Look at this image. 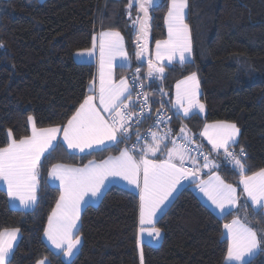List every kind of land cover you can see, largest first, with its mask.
<instances>
[{"label": "trees", "instance_id": "obj_1", "mask_svg": "<svg viewBox=\"0 0 264 264\" xmlns=\"http://www.w3.org/2000/svg\"><path fill=\"white\" fill-rule=\"evenodd\" d=\"M126 5L127 0H0V147L6 145L9 131L16 140L30 135L29 115L35 118L38 129L66 124L88 94L96 73L94 64L76 63L73 55L91 48L92 35L116 30L124 38L132 64L117 68L115 78H126L128 72L139 68V75L145 82L148 79L146 92L153 110L173 109L170 102L176 83L197 73L206 114L182 118L176 112L166 140H184V127L190 141L210 156L197 133L206 123H234L240 131L229 150L244 149L247 174L264 168V0H188L186 22L191 30L192 60L165 65L162 74L151 77L144 76L146 66L141 63L145 60L137 59L136 31ZM166 13L167 0H160V7L150 13L147 55L156 40L166 38ZM131 15L135 19V8ZM149 123L145 120L129 127L126 141L92 154H66L64 147L45 154L38 199L30 210L11 208L0 188V231L20 229L9 257L11 264H36L44 257L52 264H64L43 241V229L59 195L47 184L49 168L56 163L82 166L117 155L123 143L132 142ZM216 160L221 178L238 186L239 172L224 153ZM138 204L135 194L111 186L96 206H86L78 229L81 246L69 264H140L141 250L144 264H225L227 241L222 229L239 215L264 235L262 210L256 216L248 208L243 214L236 210L218 218L189 184L155 222L161 229L160 238L152 244L146 241L138 249ZM245 264H264V251Z\"/></svg>", "mask_w": 264, "mask_h": 264}, {"label": "snow or ice", "instance_id": "obj_2", "mask_svg": "<svg viewBox=\"0 0 264 264\" xmlns=\"http://www.w3.org/2000/svg\"><path fill=\"white\" fill-rule=\"evenodd\" d=\"M158 7L160 0H127V15L136 31L137 59H142L148 52L150 13ZM133 8L137 13L135 19H132L131 15ZM187 8L188 0H168L167 14L164 17L167 38L155 41V60L150 53L148 55L150 77L153 73L164 72L160 61L167 60L171 64L179 57L183 64L191 58L193 48L191 30L186 22ZM91 44V48L77 52L76 55L95 57L98 48L99 83L97 86L94 77L88 88L91 94L84 97L67 123L59 127L38 129L35 118L29 115L27 120L31 126V135L16 140L9 131L6 145L0 147V183L6 189L9 200L19 201L22 208L27 209L37 202L41 168L44 163L42 157L46 160L45 153H49L50 149L66 146V154L85 153L86 150L87 154H92L94 149L117 145L129 138L128 121L132 119L129 110L134 108L133 104L127 103L131 99V91L125 80L115 83L111 72L112 63L117 57L128 59L124 38L116 30L102 31L92 35ZM0 47L3 45L0 44ZM176 87L173 107L178 113L182 112L183 117L187 118L197 110L199 113L205 112V105L199 99L200 82L196 72H192ZM147 95L144 94L140 115L149 103ZM97 99L99 104L95 103ZM239 131L234 123L217 121L204 124L200 136L211 145L212 152L219 154L220 150H223L225 158L239 172V185L242 186L247 201H250L252 215L256 216L264 209V168L251 175L247 174L244 163L247 154L244 149L241 148L239 154L229 150L237 142ZM61 132L62 137H59ZM169 133L158 136L156 132H152L150 144L139 148L134 145L131 150L121 149L118 156L109 157L99 164L89 161L82 168L58 164L49 169V179L59 182V198L48 216L43 235L56 253L68 258L77 250L81 242L77 232L78 222L85 197L99 198L110 178H119L138 193V249L141 248V238L145 232L154 242L160 238L161 229L156 227L155 218L167 206L166 202L182 179L191 176L193 183L199 180L197 187L221 213L236 207V187L226 184L215 174L205 181L199 178V169L185 167L186 159H192L195 165V158L188 155L192 149L188 147L191 141L185 128L181 127V133H185V143L177 145L173 140V146L170 148L164 144ZM61 139L63 145L60 144ZM161 144L167 149V155L163 159L156 158L157 152L161 151ZM137 150L139 156L135 154ZM200 155L205 161L203 167L215 166L208 155L203 152ZM224 229L227 233L225 264H243L246 255L250 256L258 249L264 251V235L258 234L257 230L242 223L240 219H233L231 223L224 225ZM19 233V228L0 231V264H11L9 257L13 254ZM36 264H52V261L44 257L37 260ZM140 264H144L142 250Z\"/></svg>", "mask_w": 264, "mask_h": 264}, {"label": "crops", "instance_id": "obj_3", "mask_svg": "<svg viewBox=\"0 0 264 264\" xmlns=\"http://www.w3.org/2000/svg\"><path fill=\"white\" fill-rule=\"evenodd\" d=\"M167 9H168V0H167ZM167 14V13H166ZM150 24V23H149ZM165 29H166V38H167V27H166V25H165ZM100 32H102V31H100ZM100 32H98V33H100ZM165 38V39H166ZM148 40H149V37H148ZM147 43H148V41H147ZM92 46V45H91ZM124 47H125V50H126V46H125V41H124ZM78 52H81V51H78ZM126 52H127V50H126ZM77 53V52H76ZM76 53L73 55V59H74V61L76 62V63H79V64H94L95 66H96V73H95V78H96V83H97V86H98V83H99V77H98V73H99V50H98V48H97V50H96V56L95 57H89V56H87V55H85V56H77L76 55ZM128 54V53H127ZM151 57H152V59L153 60H155V45L153 46V48H152V50H151ZM147 58H148V55H147ZM145 63H147L148 62V60H145L144 61ZM160 64H162L163 66H165V65H170L169 63H168V61H160L159 62ZM172 63H181L180 61H179V57H177V59L176 60H174ZM171 63V64H172ZM131 64H132V61H131V59H130V57H129V55H128V59L127 60H124L123 58H120V57H117L114 61H113V63H112V68H111V72H112V78H113V80H114V82L116 83V80H119L120 78H115V70L117 69V68H129L130 66H131ZM148 64V63H147ZM122 79H124V77H121ZM125 80V79H124ZM182 80H185V78L184 79H182ZM182 80H180V81H182ZM93 81V80H92ZM91 81V82H92ZM180 81H178L177 83H176V85H175V88H176V86H177V84L180 82ZM90 82V83H91ZM127 82V81H126ZM90 83H89V85H90ZM118 84V83H117ZM89 85H88V88H89ZM87 91H88V89H87ZM175 92V91H174ZM91 93L88 91V94L87 95H90ZM173 96V95H172ZM172 100V99H171ZM95 103H97V104H99V100L97 99L96 101H95ZM127 103H129V104H131V100H128L127 101ZM170 104H171V106H172V108L173 109H176V108H174L173 107V103H172V101L170 102ZM177 110V109H176ZM180 115H181V117L182 118H185V117H183V113L182 112H180L179 113ZM193 114H197V115H199V116H202V117H204L205 116V114H206V111L204 112V113H199L198 112V110H197V112H195V113H193ZM192 114V115H193ZM67 123V122H66ZM209 124H212V123H209ZM203 130V127L200 129V131L197 133V137H198V139H199V141H200V143H202L205 147H207L210 151H211V145L210 144H208V142H207V140L204 138V137H202V136H200V132ZM185 135V134H184ZM184 135H181L182 137H184ZM159 136V135H158ZM59 137H62V132L59 134ZM58 137V138H59ZM151 141H152V139H150L149 140V142H147V143H144L143 144V146H145V145H147V144H150L151 143ZM172 139L170 140H166V141H164V144H167V146L170 148V147H172L173 145H171L170 143H172ZM60 143L63 145V141H62V139L60 140ZM164 144H161V151H158L157 152V157L156 158H160V159H163V158H165L166 157V155H167V149L166 148H164ZM143 146H141V147H143ZM64 147V149L68 152V150H67V147L66 146H63ZM140 147V146H139ZM124 149V148H123ZM97 150H100V149H94V150H92V151H97ZM120 153V152H119ZM119 153L117 154V155H110V156H107L106 158H104L103 160H101V161H95V160H92V161H94L95 163H97V164H99V163H101L102 161H104V160H106V159H108L109 157H114V156H118L119 155ZM224 152H223V150H220V152H219V154H217V153H215V152H212L211 151V155L209 156V160H211L212 162H213V164L215 165L214 167H209V168H205V167H203V165H204V163H205V161H204V159L203 160H201V161H196L195 160V165H193V162H192V159H186V161H185V167H187V168H191V167H196L197 169H199V172H198V176H199V178L200 179H203V180H208L209 179V177L211 176V175H213V174H215V175H219L218 174V172H217V168H218V166H219V163H218V161L216 160V157H222V154H223ZM74 154H78V155H81V154H87V150H86V152L85 153H80V152H76V153H74ZM135 154L137 155V156H139V151L137 150L136 152H135ZM189 155V154H188ZM190 156V155H189ZM191 157V156H190ZM193 158V157H192ZM89 162H87L86 164H88ZM70 165V164H63V163H56V164H53V165ZM86 164H84V165H86ZM230 165H232L233 166V164L232 163H229ZM52 165V166H53ZM84 165H82V166H76V165H70V166H72V167H79V168H82V167H84ZM52 166L50 167V168H52ZM49 168V169H50ZM49 171V170H48ZM220 176V175H219ZM220 178H221V176H220ZM222 179V178H221ZM223 180V179H222ZM240 180V179H239ZM46 181H47V184L51 187V188H55V189H57L58 190V194H59V182L58 181H52L51 179H49V177H48V173H47V179H46ZM224 181V180H223ZM225 182V181H224ZM197 183H199V180H197L196 181V183H193V180H192V177L191 176H189V178L188 179H182L181 180V183L177 186V189H176V191L175 192H173V194H172V196L169 198V200L166 202V204H167V206L163 209V211L160 213V214H158L157 215V217L155 218V222L157 221V219L166 211V209L171 205V203L173 202V200H174V198L176 197V195L178 194V192L183 188V187H185V186H187V185H189V184H193V191H194V193H195V195L197 196V198L212 212V214H214L216 217H218V218H221V217H223V216H225V215H227L228 213H230V212H232V211H236V210H239V213L240 214H243V212L246 210V205H247V209L248 208H251V206H250V201H247V197L244 195V193H243V188H242V186L241 185H239V181H238V186H234V185H232L233 187H239V189L241 190V194H243V196H244V198H243V201H240V196H239V194H238V200H237V204H236V207H234V208H231L230 210H227L225 213H221L218 209H215L212 205H211V203H210V201H208L207 200V198L204 196V194L199 190V188L197 187ZM226 183V182H225ZM226 184H228V183H226ZM111 186H117V187H120V188H123V189H125V190H127V191H129V192H131V193H133V194H135L137 197H138V199H139V196H138V193L136 192V190L135 189H133V188H131V187H129L124 181H122V180H120L119 178H110V181H108V182H106V186H105V188L103 189V194L99 197V198H96V199H92L90 196H86L85 197V203L82 205V208H81V212H82V210L86 207V206H89V205H91V206H96L99 202H100V200H101V198H102V196L104 195V193H105V191L109 188V187H111ZM0 188L2 189V190H4L5 192H6V189L3 187H1L0 186ZM237 192H239L238 191V189H237ZM6 194H7V192H6ZM58 198H59V195H58ZM7 199H8V204H9V206L11 207V208H13V209H18V210H23V211H27V210H30V209H32L33 207H34V205L33 206H31V207H29V208H27V209H25V208H22V207H20L19 206V204L18 205H16L15 207H12V203H16L15 201H11V200H9V198H8V196H7ZM56 205V204H55ZM55 207V206H54ZM262 212H263V214H264V209H262ZM51 214V213H50ZM233 219H240L241 220V222L242 223H244L243 222V220L240 218V215L239 216H236V217H234ZM233 219H231V220H229L227 223H225V224H228V223H231V221L233 220ZM224 224V225H225ZM246 224V223H245ZM46 225H47V223H46ZM79 226H80V220H79V222H78V229H79ZM77 232H78V230H77ZM222 236H223V238L227 241V233H226V230L224 229V226H223V229H222ZM18 239H19V234H18ZM18 239L16 240V242H15V244H14V247H15V245H16V243H17V241H18ZM142 243L141 244H143V243H145L146 241H148V239H149V236L147 235V232H145L144 234H143V236H142ZM43 241H44V243L46 244V246L49 248V250L53 253V254H55V255H59L60 256V259H61V261L64 263V264H69V263H71V261L74 259V257L77 255V253L79 252V249H80V246H81V242H80V244L77 246V250H75L74 251V253H73V255L72 256H70V257H68V258H64L63 257V255L62 254H59V253H56V250L55 249H53L52 247H51V245L49 244V242L44 238V235H43ZM259 249L258 250H256L255 252H253L250 256L249 255H246L245 257H244V260H243V264H245V263H247L250 259H252L253 257H255L258 253H259Z\"/></svg>", "mask_w": 264, "mask_h": 264}, {"label": "built area", "instance_id": "obj_4", "mask_svg": "<svg viewBox=\"0 0 264 264\" xmlns=\"http://www.w3.org/2000/svg\"><path fill=\"white\" fill-rule=\"evenodd\" d=\"M128 86L131 91V101L134 105V108L130 109V114L132 115V119L128 121L130 127H137L143 121L149 120V125L143 129L137 137L133 139L130 143H123L124 148L133 149V146L136 145L139 147L142 143L149 141L152 139L151 133L156 132L160 133L159 136L165 135V133H169V123L173 118V115H176L177 110L174 109H166L160 108L157 110H153V106L150 104L149 96L147 95V99L149 101L148 105L144 107L143 114L140 115L141 104L144 100V94L146 92V82L144 79L139 75L137 70H132L128 72L126 75ZM142 85V87H141ZM159 118V122H158ZM170 137V133L168 135ZM139 137V139H138ZM173 140L176 141L177 145L185 143V140L181 139V137H175ZM188 147L192 149L189 155L195 158L196 161L203 160V156L200 155L201 152L204 155H208V151L203 149L202 147L196 145L195 143L191 142ZM233 151V150H230ZM235 152V151H234ZM239 154V152H236ZM226 159V158H225ZM227 161V159H226ZM156 242V241H155ZM151 237H149L147 243L152 244L155 243Z\"/></svg>", "mask_w": 264, "mask_h": 264}, {"label": "rangeland", "instance_id": "obj_5", "mask_svg": "<svg viewBox=\"0 0 264 264\" xmlns=\"http://www.w3.org/2000/svg\"><path fill=\"white\" fill-rule=\"evenodd\" d=\"M149 41V40H148ZM142 59H144V60H148V58H147V52L145 53V56L142 58ZM192 60V56H191V58L189 59V60H187L186 62H189V61H191ZM163 61H167V60H163ZM153 75H157V73H153ZM124 79H125V81H127V78H125L124 77ZM124 79H122V78H120L119 80H116V83H119L121 80H124ZM127 83H128V81H127ZM174 91L175 92H173V96H172V103L174 104V101H175V99H176V92H177V87L176 88H174ZM199 93L201 94V91H200V88H199ZM199 99H200V95H199ZM201 101V100H200ZM202 103V102H201ZM172 107V106H171ZM205 111H206V108H205ZM197 112V111H196ZM30 135H31V126H30ZM29 135V136H30ZM184 138V137H183ZM143 144V143H142ZM171 145H172V143H170ZM52 149H50L49 150V152L51 151ZM45 154H47V153H45ZM43 158L44 157H42V160H43ZM0 186L3 188L4 186H3V184L2 183H0ZM16 203H12V207H15L16 205H18L19 204V201H15ZM18 203V204H17Z\"/></svg>", "mask_w": 264, "mask_h": 264}, {"label": "water", "instance_id": "obj_6", "mask_svg": "<svg viewBox=\"0 0 264 264\" xmlns=\"http://www.w3.org/2000/svg\"><path fill=\"white\" fill-rule=\"evenodd\" d=\"M138 51V49H137ZM140 61V60H139ZM141 65L146 66V71L144 73V76L147 77L148 76V72H149V68H148V64L147 63H141ZM147 84H148V79L146 80Z\"/></svg>", "mask_w": 264, "mask_h": 264}]
</instances>
